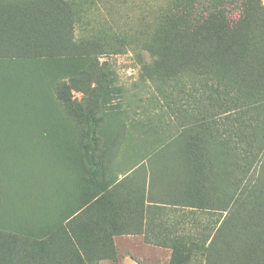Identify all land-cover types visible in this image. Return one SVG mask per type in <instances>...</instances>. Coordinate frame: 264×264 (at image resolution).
Returning a JSON list of instances; mask_svg holds the SVG:
<instances>
[{
  "label": "rangeland",
  "instance_id": "rangeland-1",
  "mask_svg": "<svg viewBox=\"0 0 264 264\" xmlns=\"http://www.w3.org/2000/svg\"><path fill=\"white\" fill-rule=\"evenodd\" d=\"M23 1L0 0V13H4L0 24L19 27L17 38L27 45L23 32L34 22L27 9H38V22L31 28L47 27L46 35L51 37L53 1L37 0V5L25 9ZM186 1L193 7V17L200 16L201 6L208 5L207 0ZM84 2L73 22V39L78 50L83 48L91 55L61 58L49 51L42 59L34 54L36 51L20 56L0 55V154L4 158L6 181L20 197L13 205L6 201L5 194H0L4 214L8 213L0 216V264L6 262L5 251L11 264H28L29 259L22 254L29 249L31 254L34 250L50 252L51 264H55V250L64 241L57 234L61 228L70 229L71 234L72 228L78 231L84 244L81 257L87 264H101L104 260L119 264L122 253L113 230L129 231L138 226L124 215L136 211L129 209L127 203L121 206L125 190H121L122 184L127 182L114 185L118 172L154 156L187 120L182 113L168 108V100H175L170 84L147 77L144 69L155 58L151 37L155 35L157 20L154 19L153 26L147 22L139 29L142 33L135 35L136 49L130 45L120 47L112 33L104 37L98 34L101 25L109 27L104 18L106 11L92 7L91 0ZM210 2L212 6H221L215 8L228 9L233 17L241 15L242 0ZM260 2L264 8V0ZM207 10H211L210 6ZM170 20L168 24L172 25ZM39 35L35 32L28 37L34 40ZM66 37L69 39L68 32ZM92 41L104 44L103 49L88 46ZM92 64L94 69L90 68ZM70 78H74L76 85ZM179 79L175 90L183 86V79ZM62 82H70L71 105L61 97ZM90 109L97 120L93 163L89 160V125L85 121ZM214 120L229 129L226 115ZM238 150L243 154L240 165L232 166L228 159L227 168L219 176L216 170L211 174L207 170L201 176L198 187L205 199L211 200L207 207H182L183 215L168 217L166 232L145 235L148 243L167 248L162 250L166 255L147 259L146 264H207L208 257L212 264H264L263 243L256 237L264 229L263 216L250 213L243 218V210L225 209L232 200V179L252 184L262 171L264 151L256 150V158H247L241 148ZM213 178L222 182L224 190L220 185L210 188ZM191 192L189 188L179 196L190 198ZM133 194L130 191V197ZM69 216L70 223L66 221ZM62 257V264H73L65 253Z\"/></svg>",
  "mask_w": 264,
  "mask_h": 264
},
{
  "label": "trees",
  "instance_id": "trees-1",
  "mask_svg": "<svg viewBox=\"0 0 264 264\" xmlns=\"http://www.w3.org/2000/svg\"><path fill=\"white\" fill-rule=\"evenodd\" d=\"M52 1L54 3L52 36L46 35L49 32L47 27H43V30L31 28L38 22V9H27L31 11L28 15H31L34 21L23 32L27 35V45L17 38L20 35L19 27L12 23L0 24V55L20 56L32 51H36L34 54L38 53L41 59L47 51L61 58L91 55V52H86L83 48L78 50V45L73 39V22L78 19L84 0ZM26 2L28 3L23 1V9L34 5L37 0ZM207 3L211 10H207L209 8L207 4L203 5L199 10L200 16L193 17V7L186 0L90 2L92 7L99 6L107 14H104V18L109 27L101 25L98 34L104 37L112 33L120 47L130 45L134 47L132 49H136L138 42L135 35L142 33L139 29L146 26L147 22L153 26L154 19L157 20L155 35L151 37L153 45L151 49L155 58L146 64L144 69L147 77L164 80L170 84L174 90L175 100H168V108L175 113H182L184 120H187L182 124L179 133L170 135L154 154L169 152L171 157L167 160L172 163V170L178 172L179 176L176 177L180 179L183 177V169L187 170L185 179L190 182L188 187L192 192L190 198L181 196L177 203H187L186 205L201 209L211 203V200L205 199L203 191L198 187L201 176L207 170L210 174L216 170L215 174L219 176L220 172L227 168L228 159L232 166L240 165L243 157L238 150L240 148L247 158H256V150L264 151V8L260 0H242L241 15L233 17L228 9L215 8L221 6H212L210 0H207ZM231 3L229 2V5ZM8 12L13 13L9 10ZM21 12L22 10L15 14ZM3 14L0 13V18ZM168 20L172 25L168 24ZM35 32L40 35L34 40L28 37V34ZM67 32L69 39L66 37ZM88 46L100 51L104 44L92 41ZM16 51L18 52L14 53ZM90 68L94 69L95 65L92 64ZM179 78L183 79V86L179 88L180 90H175V86L180 85ZM70 81L76 85L74 78H70ZM69 83L62 82L59 90L62 99L71 105ZM88 87L96 89V86ZM222 114L228 119V130L222 128L219 120H214ZM85 121L89 125L87 132L89 160L93 163V151L97 143V120L92 109L85 116ZM225 134L229 137L225 138ZM2 155L0 154V194H5L8 198L6 201L14 205L20 197L17 190H12L6 181ZM150 158L151 156L147 159ZM261 168L262 171L255 183L240 184L241 181L232 179L230 183L233 190L232 200L230 206H226L225 209L231 212L243 210V218L248 217L250 213H256L264 218V158ZM215 178L210 179L213 184L210 188L213 190L215 185L216 188L220 185L221 190H224L222 182ZM227 184L228 180L225 190ZM4 212L3 198L0 195L1 217L8 214ZM71 216L66 219L68 223ZM72 231V234L67 228L57 231L64 241L55 250V264H62V253L69 256L73 264H87L80 253L81 249H84V244L77 234L78 231L75 228H72ZM121 232L114 229L113 235ZM219 234L217 232L215 235ZM256 237L263 243L264 248V229ZM29 239L26 238V241ZM211 246L212 241L208 249L209 255ZM31 252L29 249L22 254L25 259H29L28 264H51L50 252L35 250L32 254ZM4 257L6 259L4 263L11 264L8 251L4 252ZM207 264H212L210 257Z\"/></svg>",
  "mask_w": 264,
  "mask_h": 264
},
{
  "label": "crops",
  "instance_id": "crops-1",
  "mask_svg": "<svg viewBox=\"0 0 264 264\" xmlns=\"http://www.w3.org/2000/svg\"><path fill=\"white\" fill-rule=\"evenodd\" d=\"M170 155L169 152L158 153L151 156L150 160H138L129 169L118 172L119 177L114 185L126 180L127 183L122 184L121 190L125 189L123 196L129 197L121 198V206L127 203L129 209L133 208L136 211L124 215L134 220L135 225L138 226L129 231L119 228L122 232L114 235L117 248L122 253L119 264H146L147 259H158L160 255H166L162 251L167 249L166 247L148 243L144 239L145 235L166 232L168 217L180 215V213L183 215L185 210L181 211L182 207L194 208L177 203L179 194L189 191L190 182L185 179L187 171L185 168L183 177L181 179L176 177L178 172L172 170V163L167 160L171 157ZM128 190L135 194L130 197ZM101 264H111V262L104 260Z\"/></svg>",
  "mask_w": 264,
  "mask_h": 264
}]
</instances>
